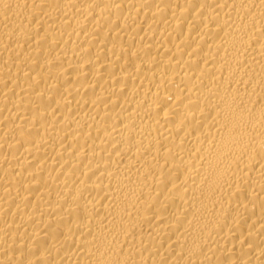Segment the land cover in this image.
Masks as SVG:
<instances>
[{"label":"bare ground","instance_id":"1","mask_svg":"<svg viewBox=\"0 0 264 264\" xmlns=\"http://www.w3.org/2000/svg\"><path fill=\"white\" fill-rule=\"evenodd\" d=\"M0 264H264V0H0Z\"/></svg>","mask_w":264,"mask_h":264}]
</instances>
